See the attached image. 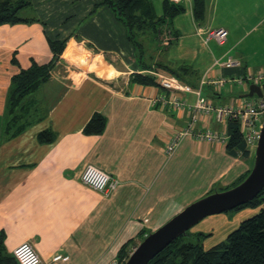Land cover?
<instances>
[{"label":"crops","instance_id":"0c3cea01","mask_svg":"<svg viewBox=\"0 0 264 264\" xmlns=\"http://www.w3.org/2000/svg\"><path fill=\"white\" fill-rule=\"evenodd\" d=\"M150 1L161 15L166 0ZM193 2L182 3L185 11L163 28L164 41H156L155 53L167 49L169 58L156 59L148 44L145 61L152 70H162L158 63L188 67L194 74L182 80H205L210 103L242 106L248 88L238 80L264 72V0H205L202 20L195 18ZM24 10L33 21L0 26V232L9 253L28 242L43 264H113L125 243L141 242L142 233L231 188L252 169L255 149L249 148L248 158L229 155L228 125L214 115L202 116L196 131L206 128L221 138L188 136L167 154L173 135L192 117L196 95L130 82L143 70L125 27L102 0H32ZM219 28L229 32L226 43L206 42V31ZM65 38L67 50L50 80L25 100L28 127L8 132L13 76L33 61L50 62V40ZM228 58L239 65L215 64ZM217 79L225 80L220 89L209 83ZM175 96L188 107L174 108ZM96 113L106 118L104 131L84 134ZM45 130L53 132V142L39 141ZM88 165L117 179L118 188L104 196L84 185Z\"/></svg>","mask_w":264,"mask_h":264},{"label":"trees","instance_id":"16d2710c","mask_svg":"<svg viewBox=\"0 0 264 264\" xmlns=\"http://www.w3.org/2000/svg\"><path fill=\"white\" fill-rule=\"evenodd\" d=\"M193 3L195 18L202 20L205 13V0H194ZM102 4L108 6L117 20L125 27L127 38L134 46L139 66L143 71H150L152 67L145 61L146 51H138V47H142L139 40L150 37L148 44L157 41L165 32L163 28L169 26L176 16L185 11L182 3H173L170 0L164 1L161 15L156 12L150 0H102ZM31 5L32 0H0V26L33 21L20 16V13ZM69 39L50 40V49L53 53L50 62L39 64L33 61L31 67L22 69L13 76L6 110L8 132L20 134L28 127L25 100L39 91L43 84L50 80L61 56L67 50ZM107 61L110 60L107 59ZM157 65L159 69L161 68L162 71L175 76L184 84L193 88L200 86L201 82L197 85L182 80V78L186 79L184 78L185 75L194 74L188 67L176 70L163 63ZM130 82L161 87L154 77L144 74L142 71L132 74ZM227 125L229 137L226 150L228 154L232 157L248 158L250 149L241 132L240 121L230 118ZM105 126L106 118L102 114L96 113L87 123L83 132L87 135H100ZM38 139L42 143H51L54 140V134L51 130H45L38 135ZM249 173L231 188L244 181ZM248 206L258 207L259 211L242 221L225 241L205 248L199 237H206L207 235L202 232L193 235L187 232L167 246L149 264H264V190L255 199L236 208V210ZM141 235H143L142 240L147 236L143 233ZM5 239L4 232H0V264H19L14 255L7 251ZM131 244L133 245V240L121 247L117 259L119 264H125L128 260L133 251L130 247Z\"/></svg>","mask_w":264,"mask_h":264},{"label":"built area","instance_id":"2783aa9c","mask_svg":"<svg viewBox=\"0 0 264 264\" xmlns=\"http://www.w3.org/2000/svg\"><path fill=\"white\" fill-rule=\"evenodd\" d=\"M173 3H183L185 0H170ZM201 32V29H199ZM229 32L225 28L213 29L206 31L205 41L209 42L211 40L215 41L218 45H224L227 41ZM215 64L223 67H233L239 65V62L228 58L226 60L217 59ZM144 74H149L154 77L160 86L167 90L168 92L176 95L179 92L194 93L196 95V101L191 107L192 117L188 124L176 132L171 141L167 145L166 152L168 155L174 154L184 138L188 136H194L199 140L214 141L221 136L209 129L203 128L202 130H197V122L202 116L214 115L219 123L226 124L230 118H235L240 121L241 132L246 141L248 148L256 149L261 127L264 122V96L255 99H248L242 106L234 105H220L215 106L208 101V99L203 94V87L207 83L202 80L198 88H193L190 85L182 83L178 78L170 75L162 70H150L143 71ZM239 83L242 86L249 88L251 84H257L262 86L264 84V72L247 75L245 78H240ZM217 89L222 88L225 84L224 79H217L211 81ZM162 100V107L167 105V100ZM171 104L176 109H183L188 107L186 100H180L176 96L171 98ZM81 181L84 185L92 188L93 190L99 192L100 194L107 196L115 191L119 186V181L113 178L111 175L102 171L96 166L88 165L82 176ZM13 255L19 264H43L41 257L35 248L28 242H24L17 246ZM61 256H57L54 260L57 261ZM113 264H119V262H114Z\"/></svg>","mask_w":264,"mask_h":264},{"label":"water","instance_id":"95a60500","mask_svg":"<svg viewBox=\"0 0 264 264\" xmlns=\"http://www.w3.org/2000/svg\"><path fill=\"white\" fill-rule=\"evenodd\" d=\"M263 97L262 86L251 84L245 98ZM264 190V122L255 149L253 167L244 181L222 192L209 194L184 208L148 234L131 252L125 264H149L167 246L209 216L234 210L255 199Z\"/></svg>","mask_w":264,"mask_h":264},{"label":"rangeland","instance_id":"374dc122","mask_svg":"<svg viewBox=\"0 0 264 264\" xmlns=\"http://www.w3.org/2000/svg\"><path fill=\"white\" fill-rule=\"evenodd\" d=\"M156 5H158V4H156ZM27 13H28L27 10H23L20 13V16L25 18V17H27ZM166 37H167L166 35H163L160 37L159 40L161 42H163ZM149 41H150V37L141 38L139 40V42L142 45V47H138V49H139L138 51L139 52L146 51V55H148L149 51L147 50V47L149 48V46H148ZM155 44H156V41L151 43L150 50H153V53L156 55L155 56L156 59H159V58L163 59V57H166L168 59L169 58V56H168L169 52L167 51V49L165 51H157L155 53V51H154ZM99 74L103 75L101 70L99 71ZM241 89L242 88H238V89L236 88L238 96L241 95L243 92L242 91L243 89L242 90ZM255 98H256V96H254L253 98H249V99H255ZM226 101H227L226 99L225 100L223 99L221 102L224 103ZM227 103H229V101ZM41 112H42V110L40 109V113ZM224 191H226V190H224ZM217 192H222V191H217ZM258 211H259L258 207L248 206V207H244L241 209H237V210L234 209V210H231L228 212H224V213L219 214V215L209 216V217L205 218L204 220H202L200 223H198L196 226H194L192 229H190L188 232L192 235L194 233H197V232H199V233L202 232L205 235H207L206 237L200 236L199 239L202 241L205 248H210V247L216 245L217 243H219L221 241H225L227 239L228 235L232 231H234L236 228H238V226L240 225V223L242 221H244L245 219H247L249 217H252ZM195 241H198V239H195ZM139 243H140V241L139 242L136 241L135 243H133V245L131 244L130 247L132 248V250L134 249L133 247L138 246Z\"/></svg>","mask_w":264,"mask_h":264},{"label":"bare ground","instance_id":"6f19581e","mask_svg":"<svg viewBox=\"0 0 264 264\" xmlns=\"http://www.w3.org/2000/svg\"><path fill=\"white\" fill-rule=\"evenodd\" d=\"M95 69L96 70H98L99 68H98V64H96V66H95ZM106 70H108V68H106ZM100 71V70H99ZM219 224V223H218ZM223 226V225H222ZM220 227V226H219Z\"/></svg>","mask_w":264,"mask_h":264}]
</instances>
